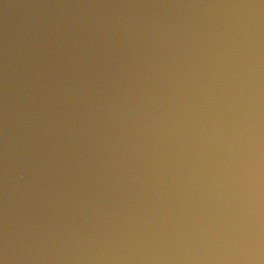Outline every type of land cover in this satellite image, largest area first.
<instances>
[{
	"label": "water",
	"instance_id": "water-1",
	"mask_svg": "<svg viewBox=\"0 0 264 264\" xmlns=\"http://www.w3.org/2000/svg\"><path fill=\"white\" fill-rule=\"evenodd\" d=\"M0 60L111 83L264 97V0H0Z\"/></svg>",
	"mask_w": 264,
	"mask_h": 264
}]
</instances>
